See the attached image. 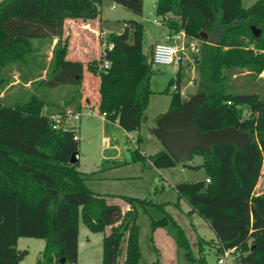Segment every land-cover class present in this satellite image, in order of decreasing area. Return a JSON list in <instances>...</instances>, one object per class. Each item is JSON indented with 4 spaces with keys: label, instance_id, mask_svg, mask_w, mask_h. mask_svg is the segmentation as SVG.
<instances>
[{
    "label": "trees",
    "instance_id": "16d2710c",
    "mask_svg": "<svg viewBox=\"0 0 264 264\" xmlns=\"http://www.w3.org/2000/svg\"><path fill=\"white\" fill-rule=\"evenodd\" d=\"M136 15L143 12V0H110ZM188 1V0H187ZM103 0H0V91L6 83L3 69L15 62L26 63L33 51V39L57 38L52 50V68L39 83L48 87L74 86L80 94L84 64L67 58L69 19L89 25L100 21ZM195 2V1H194ZM198 2V0H196ZM186 0H156L154 12L164 20L169 13V31L183 30L199 40V92L205 98L193 114L201 131L233 127L247 135L242 145L213 144L211 153L197 150L202 163L188 165L203 168L206 179L179 181L173 187L178 200L189 205L187 214L196 213L213 231V240L198 238V257H194L183 228L164 210L163 203L152 199L118 195L127 205L122 210L113 196L92 191L86 185V173L78 169L76 131L56 126L45 110V101L32 93L21 103L6 104L0 99V194L8 196L28 229L39 231L45 240L34 264H76L79 222L102 237V264H139L140 228L138 208L148 213L155 207L163 215L150 217V227L173 226L176 241L187 260L206 264L205 246L217 245L236 253L238 264H264V191L255 193L264 161V90L258 76L264 73V0L249 9L241 0H202L206 18L183 19ZM251 26L260 29L252 34ZM144 24L130 18L120 32H108L98 58L86 69L98 76V110L105 119L117 123L125 132L138 131L152 93L150 82L155 73L143 48ZM205 36H204V35ZM111 44V49L108 45ZM107 68H100L104 60ZM182 67L168 81L169 109L181 108ZM244 107L247 115L243 117ZM76 112V111H75ZM141 138L138 136L136 141ZM133 161H150L156 168L177 163L164 150L145 155L136 148ZM116 197V196H115ZM178 205V201L175 203ZM27 254L16 253V264ZM64 258V261H61ZM219 258V257H218Z\"/></svg>",
    "mask_w": 264,
    "mask_h": 264
},
{
    "label": "rangeland",
    "instance_id": "374dc122",
    "mask_svg": "<svg viewBox=\"0 0 264 264\" xmlns=\"http://www.w3.org/2000/svg\"><path fill=\"white\" fill-rule=\"evenodd\" d=\"M256 1L241 0V7L249 9ZM155 2L156 0H143V12L141 15H136L115 2L103 0L101 19L96 22V29L91 31L90 27V29H85V35L80 34L79 36L77 34L78 37L71 42V48L67 54V58H77L85 66L80 94L74 86L63 85L55 88L39 83L42 78L50 73L52 57L50 60L48 58L52 56L53 49L49 44L51 39L42 41L33 39V51L27 57V62H15L3 69L6 83L0 91V99L6 104L21 103L34 93L43 98L46 103L45 110L51 114L56 126L73 128L78 131V120H69L67 117L68 113H73V108H76L72 101L77 100L79 96L81 97L83 91H85L88 104L97 102L98 76L86 69V65L90 60L98 58L103 50L108 33H103V29L120 32L127 19L135 18L141 21L145 28L143 35L144 52L149 57L152 54L154 44L162 41L164 34L170 30L168 20H178V17L173 13L167 14L164 20L156 16L154 12ZM182 6L184 20H188L184 18L186 16H189L190 20L206 18L207 11L202 0H198V2L186 0ZM156 21L159 23L156 24ZM77 23L80 25V20L69 19L66 23L65 34L70 38L71 33L76 34L73 28L79 27ZM180 67H182L180 71L182 75L180 96L185 101L199 93V66L196 58H194L186 60ZM153 69L155 71L152 76L153 81L161 85V90L150 94L148 106L144 112L146 119L142 122L138 132H129L126 135L116 125H111L110 122L105 123L97 115L96 107L93 109L89 107L82 111L81 121L85 123L80 130L78 169L86 173L88 177L86 185L92 191L115 195L116 197L111 198L112 201L124 202L117 196L128 195L152 199L157 203L165 202L166 212L183 228L191 241L193 255L198 257V246L193 244L197 239L196 233L198 232L201 236L208 238L211 234V228L198 214L195 213L192 217H188L186 213L181 212L179 207L187 209V205L184 199L179 200L178 205L174 204L176 191L173 185L179 181L204 179L206 174L203 168L192 169L188 167V165L199 163L200 155L194 154L192 158L177 163L175 166L163 168L161 171L156 170L148 161L131 160L132 152L136 148L145 155L164 149L160 140L155 136L154 129L158 117L169 108L170 92L173 91L174 86L169 87V92H165L164 89L168 81L175 77L177 68L173 65H154ZM258 80L262 90H264V73L258 76ZM26 81H30V85L25 87L23 83ZM88 86L89 90L87 91ZM246 109L244 107L243 117L247 115ZM104 135L109 137L112 147L120 151V156L115 159L118 165H101L102 162L105 164L106 161H98L99 155L103 153L101 138ZM138 136L141 138L139 142L136 141ZM114 148L113 150L109 149V152L105 151V153L115 155L117 151ZM125 160L128 163H124ZM256 185V191H264V161ZM24 211L17 212L14 209L12 199L0 194V264H16L15 255L23 249L27 250V254L18 264H34L43 249L45 240L39 237V231L28 229V223L23 219L28 210ZM162 215V211L155 207H150L148 213H143L142 209L138 208L137 224L140 228L139 245L141 250L139 264H191L185 257L184 250L178 246L176 239L169 231L175 233L173 226L167 227L168 236L159 242V249L152 243L150 217L157 219ZM107 232V228L105 232H92L82 221L79 222L76 264H102V237ZM212 245L204 248L206 264H219L218 257H223V254L219 255ZM194 264L199 263L195 262ZM223 264H238L236 253H230L225 257Z\"/></svg>",
    "mask_w": 264,
    "mask_h": 264
},
{
    "label": "water",
    "instance_id": "95a60500",
    "mask_svg": "<svg viewBox=\"0 0 264 264\" xmlns=\"http://www.w3.org/2000/svg\"><path fill=\"white\" fill-rule=\"evenodd\" d=\"M251 30L254 36H259L260 29L251 26ZM150 89L159 92L160 84L152 80ZM204 98L205 94L199 92L185 100L180 109H169L157 119L154 134L176 163L184 162L197 150L211 153L213 144L232 143L239 146L247 141V135L233 127L201 132L194 124L193 114ZM70 162H76L75 155L71 156Z\"/></svg>",
    "mask_w": 264,
    "mask_h": 264
},
{
    "label": "crops",
    "instance_id": "0c3cea01",
    "mask_svg": "<svg viewBox=\"0 0 264 264\" xmlns=\"http://www.w3.org/2000/svg\"><path fill=\"white\" fill-rule=\"evenodd\" d=\"M113 2V1H112ZM103 3V2H102ZM160 18V17H159ZM161 19V18H160ZM67 23H68V21H67ZM156 24H158L159 22L158 21H156L155 22ZM78 24V23H77ZM77 26H79V27H75V28H73L74 29V32L76 33V34H72L71 33V38L69 37V46H68V52H69V50H70V48H71V42L72 41H75V38H77L78 36H77V34L80 36V34H84L85 35V29H90V27H91V31H92V29L93 30H95L96 28V25H95V23H90L89 25H86V24H78ZM101 28H102V24H101ZM103 29V28H102ZM104 32H111V31H106L105 29H103V33ZM56 41H57V38H52L51 39V42L49 43L50 44V46H51V49H53V47L55 46V44H56ZM80 47V46H79ZM143 48H144V46H143ZM78 49H80V48H78ZM51 57L52 56H50L48 59L50 60L51 59ZM69 59H71V58H69ZM77 59V58H76ZM98 82H99V80H98ZM23 85L26 87V86H28V85H30V81H26L25 83H23ZM56 88V87H55ZM98 83H97V87H96V93H97V102H95V103H90V104H88L87 103V98H86V96H85V91H83V94L81 95V97L79 96V98H77V100H73L72 101V103H74V106H76V108H73V113H79V119H78V131L77 130H75V129H73V128H71V129H73V130H75L76 131V134H77V137H78V139H79V142H80V140H81V127L84 125V121H81V116H82V111L83 110H85V109H87V108H91L92 107V109L93 108H95L96 107V113H97V115H99V117H101L102 118V120L106 123V122H110V124L111 125H116V127H118L119 129H122L117 123H114V122H111V121H109V120H107V119H105V117L103 116V115H101L100 114V112H99V110H98V101H99V94H98ZM89 90V86H88V89H87V91ZM160 90H161V85H160ZM68 107V106H67ZM69 109V108H68ZM76 111V112H75ZM122 131L126 134V135H128V133L129 132H125L123 129H122ZM135 133L136 132H138V131H134ZM101 142H102V146H103V150H102V154L101 155H99V157H98V161H100V160H104V161H106V163L104 164L103 162H102V164L101 165H106V164H108V165H118V162L117 161H115V159H118V157L120 156V151L118 150V149H116V148H114V147H112V145L110 144V139H109V137L108 136H106V135H104L102 138H101ZM113 148L117 151V153L115 154V155H111V154H109V153H105V151H107V152H109V149H112L113 150ZM79 150H80V146H79ZM131 158H132V156H131ZM199 159H200V162L199 163H197V164H201L202 163V157L201 156H199ZM80 160V153H79V155H78V161ZM132 160V159H131ZM133 161V160H132ZM148 161V160H147ZM111 162H113V163H111ZM149 163H150V161H148ZM124 163H128V161L127 160H125L124 161ZM151 164V163H150ZM152 165V164H151ZM154 167V166H153ZM156 170H158V171H161V169H163V168H156V167H154ZM162 174V173H161ZM115 178H119V177H115ZM163 178H164V175H163ZM207 177H206V175L204 176V179H206ZM203 180V179H202ZM256 187H257V185L255 186V193H261V192H263V191H256ZM182 198H180L179 200H181ZM179 200H178V198H177V193H176V202L178 201L179 202ZM176 202H174V204L176 203ZM186 202V201H185ZM120 203V205H121V208H122V210H126V209H128L129 207H128V205L125 203V202H119ZM160 203H165V202H160ZM186 205H187V209H183V208H181V207H179L180 209H181V212H184V213H186V215L188 216V217H192L193 216V214H195V213H192V214H187V211L189 210V205L186 203ZM149 208L150 207H148V212H149ZM164 210H165V208H164ZM161 211V210H160ZM166 211V210H165ZM175 220V219H174ZM207 223V222H206ZM191 225H192V223H191ZM207 225H208V223H207ZM209 226V225H208ZM167 227L168 226H166V227H157L156 229H154L153 231H152V236H151V241H152V243L154 244V246L157 248V249H159V247H160V243L159 242H161V241H163V238H167V236H168V233H169V231L171 232V234H172V236H173V238H175L176 239V233H174L173 231H171V230H167ZM210 231H211V234L209 235V237L208 238H206V237H203V236H201L198 232L196 233V242L195 243H193V244H197V241H198V238H203V239H205V240H213L215 243H216V239H215V235H214V233H213V231L210 229ZM78 237H79V234H78ZM188 238V237H187ZM189 240V239H188ZM177 242V241H176ZM189 242H190V246L192 245L191 244V241L189 240ZM140 246V245H139ZM217 247V245H214L213 246V248H216ZM197 250H198V248H197ZM233 250L231 249V253H233L232 252ZM204 253H205V249H204ZM194 257H196L195 255H193Z\"/></svg>",
    "mask_w": 264,
    "mask_h": 264
},
{
    "label": "built area",
    "instance_id": "2783aa9c",
    "mask_svg": "<svg viewBox=\"0 0 264 264\" xmlns=\"http://www.w3.org/2000/svg\"><path fill=\"white\" fill-rule=\"evenodd\" d=\"M199 40L188 37L183 30L168 31L164 34L162 41L154 44L151 54V62L154 65H173L176 68L186 60H192L198 55ZM112 45H108L111 49ZM109 61L104 60L99 67L107 68ZM69 120H78L79 113H68ZM74 138H77L75 136ZM78 157V156H76ZM209 181V179H206ZM231 253L230 249L223 250V257L219 256L218 263L223 264L225 257Z\"/></svg>",
    "mask_w": 264,
    "mask_h": 264
}]
</instances>
